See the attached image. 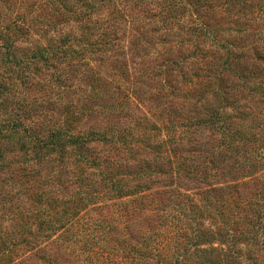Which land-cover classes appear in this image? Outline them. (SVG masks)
Masks as SVG:
<instances>
[{
    "label": "rangeland",
    "instance_id": "rangeland-1",
    "mask_svg": "<svg viewBox=\"0 0 264 264\" xmlns=\"http://www.w3.org/2000/svg\"><path fill=\"white\" fill-rule=\"evenodd\" d=\"M240 2L254 7L251 17L241 10ZM240 2L236 4L235 10L239 12L235 22L220 9L206 11L213 25L221 29L218 34L221 44H233L245 57L236 68L240 77L228 73L225 81L220 83L221 89L230 97L229 108L222 115L226 127L231 133L240 134L239 138L247 139L233 151V148H222L221 133L213 132L209 125L204 126L198 121V117L219 107L220 96L212 89L204 94L199 93V89L194 96L185 83V74L190 78L200 69L207 68L213 62L212 57L190 59L188 55L194 48H177L180 39L189 40L185 33L172 37L173 33L167 31L152 32L158 22L155 23L154 14L147 11H158L156 5L142 6L140 11L133 7L136 16L141 18L142 29H134L130 20L115 22L109 19L118 26L117 45L96 51L93 44L99 42V37L91 30L93 25L79 14L82 0H0V45L5 41L9 44V51L0 50V126L18 123L21 129L18 135L27 143L24 148L10 140L2 144L6 168L0 170V187L17 196L22 194L33 199L32 193L44 192L46 197V179H61L65 181L66 189L60 193L67 197L76 191L75 186L67 182L76 179L74 155L59 165V162H53L54 156L46 158L45 150H37L38 146L28 142V135L45 137L49 127L70 124V129L77 133L123 125L136 134L147 132L152 143L165 137V131H160L162 128L174 129L181 133L177 135L183 134L185 144L189 141L191 145L184 146L182 151L189 159V168L180 172L178 168L171 169L166 165L164 171L170 173L165 175L166 178L156 175L155 170L145 179L153 183L151 194L156 198L157 209H164L163 204H166L171 208L164 213H169L176 205L175 208L180 207L179 210L185 213L178 226L188 239L194 238L196 233L204 235L196 243L197 255H192L186 264H199L209 259H221L225 263L223 251L226 246L216 233L218 227L223 229V220L210 210L209 205L213 203L215 209H220L228 202L240 204L237 217L250 219L251 225L257 226L260 218L258 207L253 203L257 197H263L260 203L264 205V0ZM68 8L72 12H67ZM121 16L128 17L126 13L111 16L108 11L98 17L119 19ZM147 18L152 20L143 30L149 22ZM189 19L190 15H187L186 21ZM238 29L246 33L235 34ZM79 36L83 38L81 46L74 41L63 42L67 37ZM134 37H141L135 42L137 47L133 44ZM204 45H201V54L208 55L209 49ZM67 47L83 54L64 55ZM47 48L58 50L56 55L61 58L46 62ZM136 50H139L138 54L133 55ZM216 50L219 49L214 46L212 51L215 53ZM222 54L220 52V56ZM172 61L181 65L172 64ZM158 66H162L161 72L156 70ZM245 82L249 84L246 86ZM133 87L135 94L130 90ZM179 88L180 92L177 91ZM183 88L187 96L182 93ZM120 99V114L110 116L108 110ZM231 105L239 110L234 111ZM145 117L147 128L139 119ZM74 118H77L76 122L71 123ZM162 120H165L163 126ZM251 149L256 151L253 155L248 153ZM142 157L149 158L150 155L145 153ZM89 172L95 171L89 169ZM51 191L57 190L53 187ZM207 209L212 211L210 215ZM213 234L216 235L213 237ZM24 238L29 239L27 233ZM237 249L241 254L236 264H264V248L260 244L243 243ZM199 256L201 258L196 259Z\"/></svg>",
    "mask_w": 264,
    "mask_h": 264
},
{
    "label": "trees",
    "instance_id": "trees-1",
    "mask_svg": "<svg viewBox=\"0 0 264 264\" xmlns=\"http://www.w3.org/2000/svg\"><path fill=\"white\" fill-rule=\"evenodd\" d=\"M237 2L240 0H82L79 14L93 25L91 30L99 37V42L93 44V50L99 51L105 46L117 45L115 41L119 39L117 34L119 30L112 21L130 20L129 24L134 25V29L138 30L139 27L142 29L141 18L136 16L134 8L140 11L142 6L156 5L161 13L152 9L147 11L152 12L154 22L155 20V23L158 22L156 29H151L152 32L167 31L173 33L172 37L175 34L182 36V33H185L189 40L180 39L176 44L177 48L180 50L183 46L194 48L188 55L190 59L201 56L205 59L212 57L213 62L207 68L200 69L202 73L199 70L200 73L195 72L190 78H186L185 74V83L190 87L189 93L194 96L199 89V93L203 94L212 89L213 93L220 96L219 107L210 109L204 114L205 116L198 117L200 118L198 121L204 126L209 125L213 132L221 133L222 148H233L235 151L239 148V144L247 139L243 136L239 138L240 134L231 133L226 127L222 115L229 108L230 97L221 89L220 83L225 81L228 73L236 78L240 77L236 68L245 57L244 53L237 50L233 44H221L218 39L221 29L210 21L209 12L220 9L235 22L239 12L235 10ZM239 4L244 14L251 17L254 7L248 3ZM68 10L67 12H72ZM104 11H108L111 16L126 13L128 17L121 16L119 19L98 17ZM187 15H190L188 21H186ZM193 17L194 20L191 19ZM94 19L97 21L94 22ZM149 20L152 18H147V21ZM146 24L143 30L150 25V21ZM234 33L243 35L246 32L238 29ZM134 38L133 44L137 47L135 42L140 41L141 37ZM70 39L71 37H67L63 42L74 41L81 46L82 36ZM202 44H206L204 48L209 49L208 55L205 52L201 54ZM214 46L219 49L215 53L212 51ZM65 49L64 55L83 54L79 50L71 51L70 47ZM0 50L9 51L7 41L0 45ZM49 50L53 48L46 49V62L61 58L56 55L58 50L54 49L52 53ZM138 51L133 52V55L138 54ZM220 52L223 53L221 56ZM158 56L163 57L161 53H158ZM171 63L181 65L176 61ZM156 70L161 72L162 66H158ZM216 81L219 83L216 84ZM248 84L249 82L244 83L246 86ZM184 88L182 93L187 96L188 93ZM135 89L133 87V90H130L132 92ZM177 91L180 92V88ZM136 93L139 94V91ZM122 98L125 100L128 96ZM121 100L114 101V106L108 110L110 116L120 112ZM231 106L234 111L239 110L234 105ZM117 117L119 118L120 115ZM139 119L145 124L144 128H147L146 117ZM76 120L77 118H74L70 122L74 123ZM9 124L0 126V170L6 168L5 152L1 147L4 142L10 140L22 148L27 145L25 139H21L18 135L21 132L20 125L15 122ZM163 124L165 120H162V126ZM136 127L139 128V124H136ZM70 128V124L49 127L45 137L28 135L27 138L28 142L38 146L37 150H45L46 158L54 156L53 162L57 161L59 165L64 164L74 155V165L77 167L74 173L76 179H69L67 182L75 186L76 191L69 193L71 195L67 197L64 193H60L61 190L66 189L65 181L61 179H46V197L44 192L32 193L33 199H27L22 194L17 196L4 191L3 186L0 187V264H186L190 262L189 258L198 253L196 243L200 242L204 235L196 233L194 238L188 239L178 226V222L184 216L182 209L179 210L180 207L175 208L174 205L169 213H164L171 208L166 204H163L164 209H157L156 198L151 194L153 183L145 179L149 177V173H155V170L156 175L166 178L165 175L170 174L164 171L166 165L171 169L178 168L180 172H185L189 168L187 166L189 159L183 156L182 151L184 146L191 145L189 141L185 144L186 139L182 137L183 134L177 135L178 132L174 129L162 128L160 131H165V137L158 143H152L153 140L147 132L140 131L136 134L134 130H128V127L123 125H109L102 131H76L77 133ZM163 147L166 149L165 152ZM255 152L252 149L248 151L250 155ZM145 153L150 157H142ZM89 169L95 172L90 173ZM53 187L56 188V192L51 191ZM262 200L263 197H257V201L253 203L258 207L259 226L251 225L250 219L237 217L240 215V204L227 200V206L220 209H215L213 203L209 205L210 210L212 209L216 216L223 220L221 221L223 229L218 227L220 233H216L220 234L219 240L226 246L223 252L227 260L224 263L221 259H209L199 264H236L241 254L237 247L243 243L256 246L260 244L264 248V205L260 203ZM249 203L251 204L252 201ZM207 211L209 215L212 212L209 209ZM159 212L162 214L159 215ZM212 219L215 221V218ZM212 231L211 229L210 232ZM26 233L29 239L24 238ZM214 235L216 234L212 236ZM199 258L201 257L196 259Z\"/></svg>",
    "mask_w": 264,
    "mask_h": 264
}]
</instances>
